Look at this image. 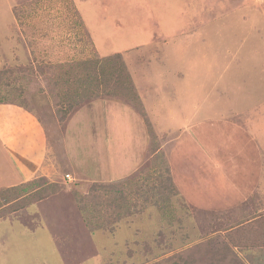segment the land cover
<instances>
[{
	"label": "rangeland",
	"instance_id": "1",
	"mask_svg": "<svg viewBox=\"0 0 264 264\" xmlns=\"http://www.w3.org/2000/svg\"><path fill=\"white\" fill-rule=\"evenodd\" d=\"M263 4L0 0V101L75 107L0 186V264H264Z\"/></svg>",
	"mask_w": 264,
	"mask_h": 264
},
{
	"label": "crops",
	"instance_id": "2",
	"mask_svg": "<svg viewBox=\"0 0 264 264\" xmlns=\"http://www.w3.org/2000/svg\"><path fill=\"white\" fill-rule=\"evenodd\" d=\"M1 107L2 106L0 105V113L3 111ZM19 109H21L22 112H11L13 116L11 115V118L8 120L10 125L4 127V129L0 128V186L4 189L17 187L23 182V179L28 180L30 173H28L25 162L22 161L23 157L26 158V156H24L25 152H30V150L35 151L34 149H36L35 152H37L44 144H47L45 131L41 128L36 117L20 107ZM25 113L29 114L36 123L33 121L31 125L28 124L25 127V133L21 134L20 122L22 118L25 119L27 116H25ZM13 123H17V126L13 127ZM14 131L18 134L16 135ZM10 132L12 134H8ZM5 133L7 135H4ZM18 157L22 158L19 160ZM187 165L194 168L189 162H187ZM25 228L28 229V232L30 233L31 228ZM26 238L27 236H25V239ZM50 242L52 243V237L50 238Z\"/></svg>",
	"mask_w": 264,
	"mask_h": 264
},
{
	"label": "trees",
	"instance_id": "3",
	"mask_svg": "<svg viewBox=\"0 0 264 264\" xmlns=\"http://www.w3.org/2000/svg\"><path fill=\"white\" fill-rule=\"evenodd\" d=\"M262 10L264 11V4H263ZM30 103L33 104L34 108H31L30 106H28V103L25 104V102H24V104H19L16 102H8L7 101V103H4V102L0 101V105H3V104L18 105L20 108L24 109L25 111L29 112L34 117H36L41 128L45 131L47 142L49 141L50 143H53L54 136L60 137V135H61V138H58V140L54 141V144L56 145L55 150L58 152H61V153L62 152L65 153L66 152L65 151L66 150L65 149V135H64V133L62 135V132L64 130V132L67 131V133H68V130H67L68 126L66 124L70 120V118L68 119V117H69L68 115H69V113H71V110H73L75 108L74 105L70 104V106H68V109H66L65 112H62L63 115L61 117H59V116L54 117L51 115V111H50L49 107H44V106L40 107L36 103V101L35 100L32 101V99H31ZM75 113H77V112H75ZM59 115H61V112ZM58 117H59V121L62 124L67 121L65 124V129H63L62 124L58 121V119H57ZM147 154H148L147 152L144 153V158H143L144 160L148 157ZM183 157L186 159V154L183 155ZM191 165L193 166V164H191ZM186 166H187V164L185 166L183 165L181 167L185 168ZM177 170L178 171H176V170L172 171L169 168V174H170L169 179L173 182V186L176 185L179 189V192H181L184 196H191L195 192H201V191L205 190V187L207 185L204 183L203 178H200V176L191 175L193 178L191 181H189L183 176L184 175L183 172H180L178 168H177ZM68 175H70V174H68ZM59 192H60L61 196H65V194H67V193H65L66 190L63 186H59ZM243 194L244 193L242 192V190L238 191V193H236L235 199H233V201H236V205H237L236 208L239 211L235 210L232 213V211L229 209L228 211L231 213L227 216L229 219L232 220V219L237 218L236 214L240 211L242 213L243 218H248L251 216V214L248 213V210L246 207L247 203H245V201L243 200L244 199ZM203 200H204V196H201V197L199 196L197 199L194 198V202H200L201 203ZM219 209H220V207H219Z\"/></svg>",
	"mask_w": 264,
	"mask_h": 264
}]
</instances>
